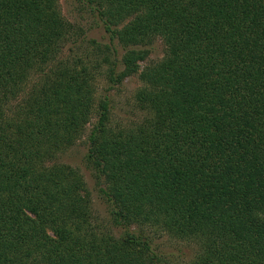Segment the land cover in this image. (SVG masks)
<instances>
[{"label":"trees","instance_id":"16d2710c","mask_svg":"<svg viewBox=\"0 0 264 264\" xmlns=\"http://www.w3.org/2000/svg\"><path fill=\"white\" fill-rule=\"evenodd\" d=\"M57 1L0 0V264H156L131 226L194 243L188 264H264V0H83L109 35L91 42L114 56L108 80L142 83L140 123L112 128L105 96L87 138L117 239L78 173L46 167L94 110ZM156 37L164 55L140 69Z\"/></svg>","mask_w":264,"mask_h":264},{"label":"rangeland","instance_id":"374dc122","mask_svg":"<svg viewBox=\"0 0 264 264\" xmlns=\"http://www.w3.org/2000/svg\"><path fill=\"white\" fill-rule=\"evenodd\" d=\"M57 8L64 20L72 24L78 34L76 44L68 45V49H64V54L82 58V61L88 64V71L94 79V110L89 115L85 126L83 125L81 132L75 136L73 143L62 152L57 153L53 160L47 161L46 167L62 165L72 169L75 174L78 173L84 183V189L89 195L93 225L100 232L108 233L116 239L121 238L124 229L112 225L110 209L99 192V188L103 187L102 183L97 179L94 170L87 164V138L89 131L96 122L97 104L105 96L108 97L110 103V125L112 128H132L133 125L140 123L145 117V113L138 107L134 95L142 83L137 75H131L117 84L108 80L109 65L106 60L108 56H110L109 59L112 58L113 60L114 56L111 51L110 54L105 55L95 50L91 42L95 41L98 45L109 46V35L105 33L103 24L96 12L87 7L83 0H58ZM112 44L116 50V72L119 73L122 69L120 59L124 54V49L116 41ZM164 51L163 42L159 37H156L148 47L147 58L138 63L140 69L149 63L160 61ZM28 215L33 217L32 214L28 213ZM129 230L150 241L151 249L156 255V264H188L197 252V246L194 243L170 237L156 228L140 229L131 226Z\"/></svg>","mask_w":264,"mask_h":264}]
</instances>
